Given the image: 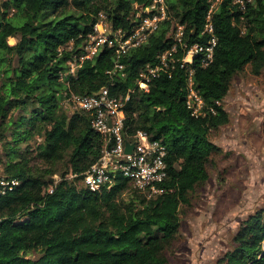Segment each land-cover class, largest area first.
Returning a JSON list of instances; mask_svg holds the SVG:
<instances>
[{
    "label": "trees",
    "instance_id": "trees-1",
    "mask_svg": "<svg viewBox=\"0 0 264 264\" xmlns=\"http://www.w3.org/2000/svg\"><path fill=\"white\" fill-rule=\"evenodd\" d=\"M212 1L167 0L168 18L120 58L123 71L115 70V48L105 47L70 78L64 77L68 60L84 52L101 19L131 31L139 6L152 0H0V175L22 179L0 195V264H168L181 206L208 180L209 162L219 150L210 132L229 121L223 101L232 82L247 65L255 74L264 69V0L246 1L245 8L220 0L212 16L214 60L193 64L206 114L197 117L187 105L186 68L155 78L148 91L138 86L147 64L174 42L177 23L185 25L189 44L207 40L200 35ZM103 87L113 95L130 94L127 138L143 130L168 145L167 186L173 190L150 197L120 171H110L112 181L97 191L85 183L86 171L102 157L105 137L93 128L90 111H72L65 103L72 93ZM56 171L60 178L52 179ZM235 241L224 264H264V207L243 221Z\"/></svg>",
    "mask_w": 264,
    "mask_h": 264
},
{
    "label": "built area",
    "instance_id": "built-area-1",
    "mask_svg": "<svg viewBox=\"0 0 264 264\" xmlns=\"http://www.w3.org/2000/svg\"><path fill=\"white\" fill-rule=\"evenodd\" d=\"M220 0L212 1L206 17V24L200 36H207V40L189 44L184 39L185 25L176 24L174 42L158 56V61L149 63L137 78L138 86L148 91L152 81L163 75L172 76L176 68L188 69L187 77V105L192 114L199 117L206 114L204 111L205 100L196 88L193 64L200 61L201 65L208 66L215 56L217 36L213 23V12ZM245 8V2L251 0H236ZM139 18L131 31L108 27L101 19L95 26L96 33L90 35L83 44L84 52L68 60L69 70L66 75L76 76L85 59L100 53L105 47H113L118 54L115 70L123 71L125 65L120 61L133 48L144 44L150 35L160 28L162 22L168 18L167 0H152L151 4L139 6ZM180 46L182 55H180ZM130 98L113 95L109 88L103 87L98 92L86 95L72 93L69 100L75 109L90 111L92 114V126L105 137L102 157L85 173V183L93 191L111 182L110 171H120L129 177L132 183L140 191L147 192L150 197L173 190L167 186L169 178L168 145L158 139H151L149 134L138 130L127 138L125 132L126 112L125 105ZM133 143L131 152H126V143ZM22 184L20 178H10L0 175V195H5L15 190ZM52 191V187L50 188ZM0 216V223L2 222Z\"/></svg>",
    "mask_w": 264,
    "mask_h": 264
},
{
    "label": "rangeland",
    "instance_id": "rangeland-1",
    "mask_svg": "<svg viewBox=\"0 0 264 264\" xmlns=\"http://www.w3.org/2000/svg\"><path fill=\"white\" fill-rule=\"evenodd\" d=\"M15 42L11 37L10 43ZM223 105L229 121L210 132L219 150L209 162L208 180L181 206V226L167 251L168 264H224L243 221L264 207V69L255 74L247 65L239 72ZM65 108L75 110L72 103ZM3 145L0 141V168ZM53 178L59 179L60 171Z\"/></svg>",
    "mask_w": 264,
    "mask_h": 264
},
{
    "label": "water",
    "instance_id": "water-1",
    "mask_svg": "<svg viewBox=\"0 0 264 264\" xmlns=\"http://www.w3.org/2000/svg\"><path fill=\"white\" fill-rule=\"evenodd\" d=\"M132 2L134 3L135 2V0H132ZM127 145H126V152H131L132 151V149H133V143H130L129 141H127V143H126Z\"/></svg>",
    "mask_w": 264,
    "mask_h": 264
}]
</instances>
